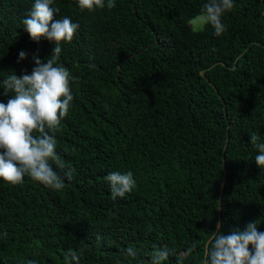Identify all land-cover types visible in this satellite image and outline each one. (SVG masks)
<instances>
[{"label":"trees","instance_id":"16d2710c","mask_svg":"<svg viewBox=\"0 0 264 264\" xmlns=\"http://www.w3.org/2000/svg\"><path fill=\"white\" fill-rule=\"evenodd\" d=\"M34 2L0 0L3 103L2 81L30 74L33 54L45 61L55 47L24 28ZM208 2L115 0L88 11L54 0V20L79 25L59 61L75 77L73 101L50 133L66 167L50 163L73 177L59 191L0 179V264H66L70 251L79 264H151L160 247L171 253L162 264H205L218 221L225 234L249 222L264 232V169L251 144L253 134L264 143V0H234L220 36L189 23ZM128 171L136 187L113 200L105 177Z\"/></svg>","mask_w":264,"mask_h":264},{"label":"clouds","instance_id":"9594fccd","mask_svg":"<svg viewBox=\"0 0 264 264\" xmlns=\"http://www.w3.org/2000/svg\"><path fill=\"white\" fill-rule=\"evenodd\" d=\"M54 0H35L28 16L22 21L24 28L34 41L41 37L55 41L51 56L42 61L39 53L32 56L35 66L29 74L22 76L15 71L2 81L5 94L10 97L7 103L0 102V179L19 185L25 177L39 182L48 188L62 190L65 180H71L74 169L69 168L62 177L54 170L50 161L57 167L66 166L56 152V138L51 132L58 131L61 121L68 115L73 101L71 83L75 80L70 70L59 63L62 42H71L79 25L68 17L54 20L59 9L52 7ZM79 7L88 11L105 6L115 7V0H78ZM234 0H209L203 5L201 13L191 18L189 23L195 29L211 25L216 36L226 31L222 16L234 8ZM25 51L19 53L18 63L27 59ZM251 144L258 153L256 164L264 169V143H257V136L251 135ZM105 179L111 186V196L123 198L136 187L133 173L113 172ZM7 236V233L3 234ZM205 256V264H264V232L258 231L257 222H249L241 230L239 227L225 234L222 223L217 222L216 230L211 233ZM197 243L192 242L185 253L196 251ZM126 254L136 256L129 247ZM167 247L156 248L151 255V264H162L170 256ZM80 257L75 252L65 256L66 264H79ZM182 264L181 259H177ZM35 264V262H32Z\"/></svg>","mask_w":264,"mask_h":264},{"label":"rangeland","instance_id":"374dc122","mask_svg":"<svg viewBox=\"0 0 264 264\" xmlns=\"http://www.w3.org/2000/svg\"><path fill=\"white\" fill-rule=\"evenodd\" d=\"M192 26V25H191ZM194 28V26H192ZM195 29V28H194ZM195 30H199V29H195Z\"/></svg>","mask_w":264,"mask_h":264}]
</instances>
